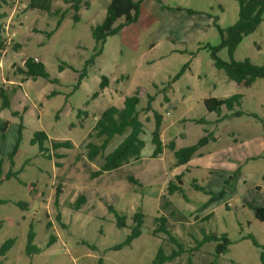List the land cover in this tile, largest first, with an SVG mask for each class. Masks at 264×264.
Listing matches in <instances>:
<instances>
[{"label": "rangeland", "instance_id": "rangeland-1", "mask_svg": "<svg viewBox=\"0 0 264 264\" xmlns=\"http://www.w3.org/2000/svg\"><path fill=\"white\" fill-rule=\"evenodd\" d=\"M110 1L81 0L77 13L63 0H51L49 13L28 9L29 0H7L0 9V26L9 20L13 35L0 61V88L9 95V108L0 109V264H151L160 247L166 254L177 248L168 236L152 234L158 216L169 220L171 235L187 251L165 264H261L254 241L264 248V223L254 213L264 207V79L246 88L214 63L264 67V13L229 50L218 30L239 21L237 1L146 0L137 22L108 37L96 56L90 28L103 21ZM26 58L40 61L49 79L16 73ZM233 95L241 102L232 111L209 113L203 105ZM126 97L136 98L144 148L136 161L92 177L127 133L113 137L93 161L86 147L102 139L89 135L101 113L121 108ZM157 119L162 153L152 157ZM37 132L47 136L50 158L31 145ZM202 139L179 165L170 144L179 151ZM65 141L70 149L52 150L51 142ZM177 177L183 191L169 195ZM80 196L85 202L77 205ZM137 212L140 236L123 245ZM30 231L40 252L27 255ZM209 234L229 241L217 258L219 241L197 249ZM7 241L13 243L2 252Z\"/></svg>", "mask_w": 264, "mask_h": 264}, {"label": "trees", "instance_id": "trees-1", "mask_svg": "<svg viewBox=\"0 0 264 264\" xmlns=\"http://www.w3.org/2000/svg\"><path fill=\"white\" fill-rule=\"evenodd\" d=\"M65 3H73L74 11L77 13L79 4L81 0H63ZM146 0H111L110 3L106 7V14L103 21L100 24L92 26L90 28V33L92 39L95 41L99 50L96 53V56L100 54L103 45L106 39L110 36H114L122 28L136 23L138 17L140 15V9L142 3ZM239 4V21L226 30L219 29V33L222 40V45L227 46L229 50H232L244 36L252 32L256 29L260 22L262 14L264 13V0H235ZM50 4L51 0H29L27 5L28 9H37L41 12H50ZM8 5L7 0H0V9L3 6ZM59 12H56L55 15H58ZM1 17H5L3 14ZM74 20L78 21V17L75 14ZM2 26H0V61L2 58V53L6 50V38L4 36V32L1 30ZM15 50L20 48L19 45H14ZM217 69H222L225 72L227 78L236 83L237 85H242L243 87H250L252 83L256 79H264V67L254 66L249 61L245 60L243 62H234L231 61L229 64H225L215 59L214 63ZM187 68L185 65L181 71L175 75L173 81L180 77L184 70ZM16 73L20 75H24L26 77H30L32 79L43 78L49 79V75L45 70L44 65L35 59L26 58L23 60L22 66L17 67ZM108 84L106 78H103L101 83V88L104 89ZM0 99L1 105L0 109H8L9 108V95L8 90L4 88H0ZM241 102L240 95H233L227 99H216L209 98L203 101V105L209 113H219L221 108L224 107L228 111H232L235 106H239ZM136 98L135 97H126L123 101V105L121 108H117L111 106L104 110L99 118L96 120L92 133L89 135L90 137H97L102 139L100 145H95L89 143L87 145V159L88 161H93L99 154L102 152L105 147L109 144V142L115 136H123L125 135L122 142L110 153L103 156V163L99 168V171L92 175V177L101 176L105 173H111L121 169L122 167L128 165L132 161H136L139 158V155L144 148V142L141 139V135L143 132L142 123L138 119V115L136 112ZM7 123L3 126V131L6 129ZM160 119H157L155 130L152 133L151 142L154 146V151L152 157H157L162 153V144L160 140ZM21 131V127H20ZM21 136L19 134L17 143L14 148V152L17 150L20 143ZM49 142L47 136L44 132H37L34 134L32 140L30 141L31 145H37L39 153L47 158H50V154L45 148V143ZM206 143L205 139H202L198 142L197 145L191 146L188 148L180 149L179 151L174 150V144H170V149L174 152V156L178 162V164L187 163L191 156L196 152V150L203 146ZM52 150H58L61 148L70 149L72 147L69 141L65 142H51ZM57 159L62 158L61 155H55ZM1 167H2V159L0 157V175H1ZM12 175L7 174L6 179H9ZM130 182H135L132 178H128ZM181 180L177 177L176 182H170L168 184V194L172 195L175 193H182L181 188ZM57 196L61 194V187L58 186L56 188ZM184 197V196H183ZM85 198L80 196L77 199L78 204H84ZM111 211L112 209L109 208ZM254 217L256 220L264 223V207H257L255 209ZM59 220V216L57 218ZM209 216L205 219L208 220ZM135 226L132 229L131 235L122 243L123 245H130L132 240L138 238L141 233V227L143 224V214L137 212L134 215ZM155 229L153 230V235L164 234L168 236V241L171 244H174L177 248L176 250L171 251L170 254H166L163 250V247H160L152 261L151 264H165L166 262H171L182 253L187 252L181 242L177 240L170 233L171 224L169 220L165 216H158L154 219ZM121 226L120 223H118ZM51 225L48 224L46 226L47 229H50ZM34 234L32 231L28 234V242L26 245V254L30 255L31 253H39L40 250L33 246ZM220 242L215 248L216 258L221 254L227 251L229 241L226 235L216 236L215 234L204 235L201 242L197 244V249L202 247L206 243L210 242ZM56 242V237L51 235L49 237V244H53ZM12 241H7L5 245L2 247V252L8 250ZM254 244L261 249L260 253V262L264 264V248L260 247L254 241ZM120 247H117V249ZM190 251V250H188ZM185 264H193L188 260ZM208 264H215L214 262Z\"/></svg>", "mask_w": 264, "mask_h": 264}, {"label": "built area", "instance_id": "built-area-1", "mask_svg": "<svg viewBox=\"0 0 264 264\" xmlns=\"http://www.w3.org/2000/svg\"><path fill=\"white\" fill-rule=\"evenodd\" d=\"M9 20L6 22L5 25L2 26L1 30L4 32V36L6 38V45H8L12 42L13 35L10 34L11 32V24H8Z\"/></svg>", "mask_w": 264, "mask_h": 264}]
</instances>
